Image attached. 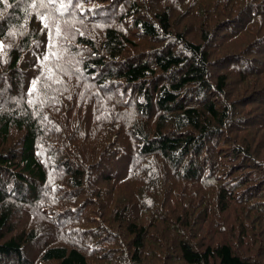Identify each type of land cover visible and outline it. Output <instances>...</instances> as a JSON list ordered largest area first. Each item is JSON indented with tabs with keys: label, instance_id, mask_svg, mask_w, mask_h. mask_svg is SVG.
<instances>
[{
	"label": "trees",
	"instance_id": "16d2710c",
	"mask_svg": "<svg viewBox=\"0 0 264 264\" xmlns=\"http://www.w3.org/2000/svg\"><path fill=\"white\" fill-rule=\"evenodd\" d=\"M0 264H264V0H0Z\"/></svg>",
	"mask_w": 264,
	"mask_h": 264
},
{
	"label": "rangeland",
	"instance_id": "374dc122",
	"mask_svg": "<svg viewBox=\"0 0 264 264\" xmlns=\"http://www.w3.org/2000/svg\"><path fill=\"white\" fill-rule=\"evenodd\" d=\"M63 73H65V70H63ZM79 77V76H78ZM77 76H70L69 78L71 79V81L75 82V83H81V81L79 80ZM84 82L86 81V79L81 78ZM70 87H73V84L68 80V85H67V89H69ZM81 92H83L82 96L79 98L77 97V95L81 94ZM69 93L75 97V98H79L78 102L76 103L77 106H80V110H87L90 111L94 106L91 103L90 100H87V97L89 95L90 92L85 91L84 88L82 87H78L77 89H73V90H69ZM80 99H85L86 102H88L87 104H82L80 102ZM117 113H120V111H118Z\"/></svg>",
	"mask_w": 264,
	"mask_h": 264
}]
</instances>
